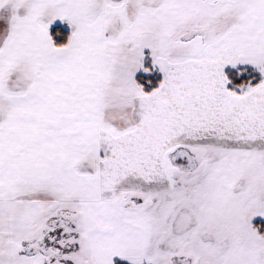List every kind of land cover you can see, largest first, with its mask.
<instances>
[{
    "label": "snow or ice",
    "instance_id": "snow-or-ice-1",
    "mask_svg": "<svg viewBox=\"0 0 264 264\" xmlns=\"http://www.w3.org/2000/svg\"><path fill=\"white\" fill-rule=\"evenodd\" d=\"M0 264H264V0H0Z\"/></svg>",
    "mask_w": 264,
    "mask_h": 264
}]
</instances>
